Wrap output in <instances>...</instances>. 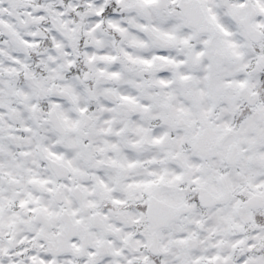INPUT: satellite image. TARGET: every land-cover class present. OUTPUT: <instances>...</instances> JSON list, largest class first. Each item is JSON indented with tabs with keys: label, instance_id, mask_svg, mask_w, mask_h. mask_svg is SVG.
I'll return each instance as SVG.
<instances>
[{
	"label": "snow or ice",
	"instance_id": "6c2138e0",
	"mask_svg": "<svg viewBox=\"0 0 264 264\" xmlns=\"http://www.w3.org/2000/svg\"><path fill=\"white\" fill-rule=\"evenodd\" d=\"M0 264H264V0H0Z\"/></svg>",
	"mask_w": 264,
	"mask_h": 264
}]
</instances>
